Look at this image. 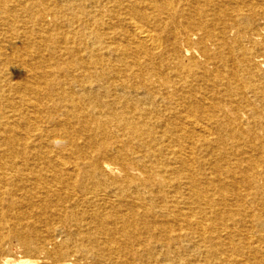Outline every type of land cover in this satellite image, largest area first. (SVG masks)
I'll use <instances>...</instances> for the list:
<instances>
[{
    "label": "bare ground",
    "instance_id": "6f19581e",
    "mask_svg": "<svg viewBox=\"0 0 264 264\" xmlns=\"http://www.w3.org/2000/svg\"><path fill=\"white\" fill-rule=\"evenodd\" d=\"M0 264H264V0H0Z\"/></svg>",
    "mask_w": 264,
    "mask_h": 264
},
{
    "label": "rangeland",
    "instance_id": "374dc122",
    "mask_svg": "<svg viewBox=\"0 0 264 264\" xmlns=\"http://www.w3.org/2000/svg\"><path fill=\"white\" fill-rule=\"evenodd\" d=\"M9 238H6L4 241V247L6 248V249L4 248L5 252L10 253L11 255H13V257L20 256V255L23 256L24 255L23 247L20 246L14 238H12V237H9ZM58 239L59 238H57V240ZM48 246L50 247L51 244H48V241H46V249L49 248ZM49 249H51V248H49ZM69 258H71V257H69ZM81 262H82V260H81Z\"/></svg>",
    "mask_w": 264,
    "mask_h": 264
}]
</instances>
